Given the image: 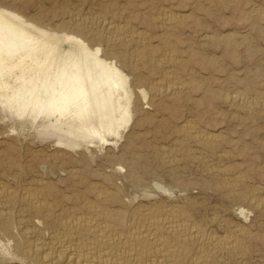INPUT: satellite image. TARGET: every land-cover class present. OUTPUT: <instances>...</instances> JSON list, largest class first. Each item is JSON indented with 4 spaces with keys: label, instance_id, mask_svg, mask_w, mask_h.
Instances as JSON below:
<instances>
[{
    "label": "bare ground",
    "instance_id": "6f19581e",
    "mask_svg": "<svg viewBox=\"0 0 264 264\" xmlns=\"http://www.w3.org/2000/svg\"><path fill=\"white\" fill-rule=\"evenodd\" d=\"M115 4L112 2L109 7ZM155 7L157 13L149 14L146 24L160 28L156 44L148 29L133 25L129 19L108 21L97 13L86 16L68 9L60 13L63 16L59 24L70 32L58 35L36 29V36L31 37L16 14L10 15L0 8V100L7 95L20 101L24 88L30 91L38 85L44 89L67 75H77L82 82L75 96L67 100L66 108L74 106L92 120L104 143L109 141V135L121 136L119 128L130 117L133 96L135 112H143L146 104L157 111H173L177 107L174 102L191 98L190 83L184 75H190L196 84L199 80L189 69V60L179 46L186 15L173 13L158 3ZM119 8H114L113 14L118 15ZM41 17L38 13L36 18ZM89 41L97 47H90ZM203 58L201 65H211L210 58ZM123 66L130 68L134 76L131 85ZM211 92L205 88L208 98L214 93ZM226 98L233 105L257 112L262 102L261 97H248L239 91L227 94ZM144 117L155 122L156 132L157 128L167 129L165 118L156 121L150 112ZM172 131L178 135L168 146L158 145L138 132L129 135L120 153L115 149L108 151L110 172L88 164L80 170L69 169L65 188L43 178L33 179L21 193L0 185V231L8 241L5 246L0 242V251L15 255L25 264H245L243 255L253 246V234L230 226L216 206L209 214L211 205L206 200L214 195L221 203L230 202L237 207H243L247 201L264 211L260 186L246 189L247 177L242 171L232 173L230 164L209 166V178L196 180L204 193L202 200L189 196L184 202L157 199L150 181L160 178L162 169L169 175L184 177L186 160L206 161L192 148V143L200 145V155L213 154L222 161L230 157L226 152H218L221 145L216 134L204 131L193 121H185ZM172 131L169 134L173 135ZM117 143L116 140L113 145ZM8 152L10 148L2 154L9 166H15L18 163ZM121 169L125 170L122 175ZM140 190L149 199L147 202L139 198ZM262 238L264 241V235Z\"/></svg>",
    "mask_w": 264,
    "mask_h": 264
},
{
    "label": "rangeland",
    "instance_id": "374dc122",
    "mask_svg": "<svg viewBox=\"0 0 264 264\" xmlns=\"http://www.w3.org/2000/svg\"><path fill=\"white\" fill-rule=\"evenodd\" d=\"M112 2L114 4L117 2V5L112 6L113 8L109 7ZM157 3L174 11L173 13L186 15L185 24L183 22L181 25L184 26L183 31L180 28L179 46L181 54L189 60V69L199 80L196 84L190 80V75H184L190 83L191 98L187 100L188 102L183 101L185 102L183 104L180 101V105L179 102L173 101L174 106L177 105L173 111L169 109L157 111L153 105L146 104L145 110L140 113L135 112L136 96H133L130 117L126 123L121 124V129L119 128L121 136L109 135V143H104L92 120L82 115L74 106L66 108L67 100L75 96L82 82L77 75H67L65 79L58 80L54 85H46L44 89L38 85L32 86L30 91L24 88L20 101L2 95L0 100L1 186L6 185L21 193L33 179L43 178L59 182L58 184L65 188L68 186L69 169L80 170L88 164L92 168L106 169L110 172L111 166L106 157L108 151L115 149L120 153L122 145L137 132L143 134L144 138L157 142L158 145L168 146L178 135L172 131V128L178 127L185 121H193L204 131L216 134L221 145L218 152H226L230 157L222 161L213 154L200 155L202 148L192 143V148L199 156L205 157L206 161L196 158L186 160L184 173L182 172L184 177L182 174L179 177L169 175L166 169L161 168L164 172L160 169L162 175L156 179L158 185L156 181L152 179L150 181L152 191L155 190L154 197L170 201L177 199L179 202H184L187 196L202 200L204 193L196 184V180L211 175L208 171L209 166L226 167L229 164L232 173L242 171L247 177L246 184L249 185L246 189L260 186L262 191L260 194L264 196V0H157L152 4L149 0H0V8L8 11L10 15L16 14L26 26V33L31 37L36 36V29H44L58 35L70 32L69 28L65 32L59 24L63 16L60 13L68 9L86 16H95L97 13L96 16L100 14L108 21L129 19L133 25L148 29L152 41L156 44L160 40L158 37L160 28L147 25L146 18L149 14L157 13L155 7ZM118 7L119 10L121 9L120 13L113 14L115 12L113 9ZM38 13H41L42 19L36 18ZM138 16L142 17L141 20ZM89 43L90 47H97L95 43L90 41ZM191 56L194 59L197 57L195 60L208 57L211 59V65H201V60L195 61ZM192 59L193 63H191ZM123 68L130 77L131 85L134 76L130 68L127 66ZM206 87L212 90L211 93L214 92L212 97L208 98L205 95ZM234 91L242 92L248 97H261L260 110L257 112L246 109L226 100V95ZM25 98L26 101L23 100ZM155 111L161 114L155 115ZM148 112L153 118L156 117V121L165 118L167 129L157 128V132L153 130L155 122L144 117ZM140 117L142 118L138 121ZM171 131L174 133L173 135L170 133V136ZM116 140L117 145H113ZM137 142L139 143L140 139ZM9 148L8 153H11L18 163L15 166H9L7 163L9 160L2 154V151ZM124 169L120 170V175L125 173ZM61 179H64L65 183ZM129 190L134 189L129 187ZM142 193L143 190L138 191L139 198L147 202L149 199L143 197ZM210 196L206 200L209 206L211 205L209 214H213L214 206L218 207L216 210L228 220L230 226L246 229L253 234L254 241L258 239L257 242H252L253 246H250L249 253L245 254L247 256L243 255V263L264 264V241L261 240L264 235V211L247 201L243 202V207H237L230 202L223 204L216 196ZM242 208L243 211H240ZM0 242H3V246L8 242L1 231ZM3 252L6 258L3 257ZM7 253L5 250L0 251V264H25L15 255Z\"/></svg>",
    "mask_w": 264,
    "mask_h": 264
}]
</instances>
